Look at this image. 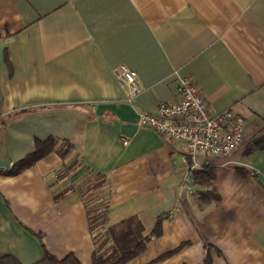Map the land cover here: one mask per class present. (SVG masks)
I'll return each mask as SVG.
<instances>
[{
    "label": "crops",
    "instance_id": "obj_1",
    "mask_svg": "<svg viewBox=\"0 0 264 264\" xmlns=\"http://www.w3.org/2000/svg\"><path fill=\"white\" fill-rule=\"evenodd\" d=\"M119 64L137 73L131 100ZM179 76L214 111L244 117L242 146L184 161L181 144L139 124L176 96ZM262 131L264 0H0V256L92 264L90 201L108 205L105 225L135 217L143 235L163 216L124 264H264V147L248 149ZM49 135L73 145L64 177L54 151L6 172ZM94 173L104 182L84 198Z\"/></svg>",
    "mask_w": 264,
    "mask_h": 264
},
{
    "label": "built area",
    "instance_id": "obj_2",
    "mask_svg": "<svg viewBox=\"0 0 264 264\" xmlns=\"http://www.w3.org/2000/svg\"><path fill=\"white\" fill-rule=\"evenodd\" d=\"M116 72L128 100L133 99L142 90L136 71L119 64ZM138 122L181 144L185 151L184 161L194 160L197 155L228 156L245 142L244 117L231 108L214 111L188 76L178 77L177 94L173 99L159 101L155 111H141ZM190 180L188 171L183 182Z\"/></svg>",
    "mask_w": 264,
    "mask_h": 264
},
{
    "label": "trees",
    "instance_id": "obj_3",
    "mask_svg": "<svg viewBox=\"0 0 264 264\" xmlns=\"http://www.w3.org/2000/svg\"><path fill=\"white\" fill-rule=\"evenodd\" d=\"M264 147V131L254 137L248 149ZM73 145L68 139L59 138L55 135H49L44 139L36 138L34 140V149L24 155L19 160L15 161L11 167L6 171L8 174H17L22 170L32 166L39 159L46 156L48 153L54 151L62 157V163L59 169V177H64L75 165L77 159L71 157V150ZM242 173L245 171L240 170ZM205 168L201 167L200 170H194L195 180L205 181L203 178ZM95 178L89 183L83 193L82 197L86 198L94 193L104 182V178L99 176V173H94ZM208 176V175H207ZM208 180V179H207ZM69 189L66 187V190ZM65 190V189H64ZM89 195V196H88ZM87 215L90 232L94 242V250L92 252V264H124L132 258L139 255L146 247L147 241L151 236H158L161 234L160 220L163 217H159L152 231L143 235L140 233V229L136 230L130 227L131 222H135V217H130L122 221L121 224H126V228L118 229L120 224L107 226V204H91L90 201L86 202ZM109 244V245H108ZM183 244V243H182ZM181 246V245H180ZM180 246L163 253L158 258L167 257L174 253ZM0 264H23L18 258L11 254H4L0 256ZM30 264H81L79 259L73 254L68 253L62 258H58L53 254L46 252L37 261ZM205 264H210L206 261Z\"/></svg>",
    "mask_w": 264,
    "mask_h": 264
},
{
    "label": "water",
    "instance_id": "obj_4",
    "mask_svg": "<svg viewBox=\"0 0 264 264\" xmlns=\"http://www.w3.org/2000/svg\"><path fill=\"white\" fill-rule=\"evenodd\" d=\"M10 165V162L7 160H0V166H6L8 167Z\"/></svg>",
    "mask_w": 264,
    "mask_h": 264
}]
</instances>
